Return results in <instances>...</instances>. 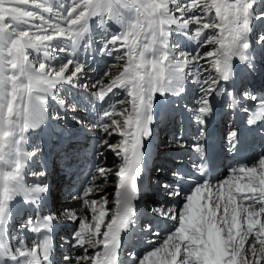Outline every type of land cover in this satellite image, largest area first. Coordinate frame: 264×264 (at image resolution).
I'll list each match as a JSON object with an SVG mask.
<instances>
[{
	"label": "snow or ice",
	"instance_id": "6c2138e0",
	"mask_svg": "<svg viewBox=\"0 0 264 264\" xmlns=\"http://www.w3.org/2000/svg\"><path fill=\"white\" fill-rule=\"evenodd\" d=\"M93 18L104 30L98 48ZM110 21L121 31L109 32ZM173 34L192 47L173 43ZM81 48L114 63L88 79L95 69L89 68L90 56L79 59ZM257 48L264 51V0H0V264H55L52 233L58 223L75 225L63 264H122V234L138 224V181L145 142L153 134L155 97L180 96L191 81L198 97L196 107L187 110L201 126L200 136L220 97H227L229 109L248 113V125L264 121V94L228 87L235 60L248 73L256 72ZM65 85L107 107L98 110L94 104L92 118L78 121L99 133L88 179L70 197L79 207L41 215L51 186L42 179L45 171L32 173L39 182L26 183V164L40 149L27 151L25 145L30 130L45 124L50 99L68 110L59 95ZM77 108L71 105L72 111ZM228 144L235 152V131ZM194 150L203 156L199 142ZM109 153L119 164L107 166ZM112 177L114 207L109 208L106 188ZM205 177L201 166L195 175L176 169L157 178L164 199L151 213L174 230L161 237L146 223L143 232L153 236L146 241L148 250L130 252L127 264H264V155L251 167L230 169L215 185ZM17 197L36 208V216L21 226L37 234L31 246L24 239L17 247L11 243L8 225Z\"/></svg>",
	"mask_w": 264,
	"mask_h": 264
},
{
	"label": "bare ground",
	"instance_id": "6f19581e",
	"mask_svg": "<svg viewBox=\"0 0 264 264\" xmlns=\"http://www.w3.org/2000/svg\"><path fill=\"white\" fill-rule=\"evenodd\" d=\"M90 23L93 25L91 27L93 30L94 46L98 48L100 46V39L104 35V30L96 27L97 18H93ZM107 29L109 32L121 31V27L111 21L108 23ZM259 32L260 26L257 25L252 36L253 42ZM178 41L182 46H187L189 49L192 47L183 37L173 34L172 42L176 43ZM32 55L35 56V53ZM86 55L91 57L89 68L95 69L94 72L91 70L88 71V79H94L97 73L106 70V65L114 63L110 57H102L98 52L85 54L83 48H81L79 59H85ZM256 55L257 70L264 71V51L257 48ZM54 63L58 66L61 61L57 60ZM257 70L254 73H248L244 65L238 60L234 61V72H238L237 80L239 83H243L246 73L253 77L257 73ZM261 81L260 87L262 90L258 92V90L254 91V89H251L254 93L264 94V75ZM82 82L84 81L82 80ZM228 87L229 90L235 88L238 93L241 91L233 85H228ZM59 95L60 98L65 99L66 104L69 106L68 110L61 109L55 101L50 99L46 109L45 124L38 129L30 130L29 139L25 145L27 151H35L37 147L40 149V152L35 158L30 159L26 164V183L33 184L39 182L40 178L34 177L32 175L33 172H51L50 175L54 174L55 171L57 172L55 178H47L46 176L42 178L44 182L51 186V192L48 195L45 206L42 208L44 213L41 212V215H47L50 212L59 214L63 210V207H79V204L72 202L70 197L77 191L82 190L83 185L88 179L89 170L93 166L94 160L93 145L99 133H92L86 130L78 121H87L92 118V106L94 104L98 110L102 109V107H107V104L101 105L99 102L94 101L90 94L74 89L68 85L63 87ZM124 95L125 93L121 92L119 98L123 99ZM197 97L198 90L191 84V81L186 82L185 92L180 96H173L171 94L168 96H160L157 94L155 97L153 134L145 142V151L148 152L149 149L155 148L157 157H159L157 160L150 161V165L153 167L150 169L149 177L153 181L157 180L162 174H170L171 171L176 169L186 171V167H191L195 163L197 155H199V153L195 152L194 145L197 142L203 145V140L206 137V128L212 122L222 121L226 118L233 119L235 116L242 117L246 114L240 108L229 109L227 107V97L216 98L213 101V106L218 108V113L215 114L214 121H210L212 115L207 119L204 125V135L200 136L201 126L194 122L192 112L187 110L188 108L196 107ZM72 104L78 105L76 111L71 110ZM247 107L251 109L253 107L252 103L249 102ZM178 111L182 112V117L177 119L178 126L172 123L167 124V118H173ZM57 114L64 117V119H55L54 117ZM222 127H226L228 130L231 129L229 123L224 124V126L220 124L221 129ZM178 129L180 132H176ZM42 139H45L43 145L41 143ZM177 141L184 143L185 146H178ZM252 149L248 167L257 164L259 158L264 155V137L260 140L259 146L257 145V150H254V147ZM106 164L108 167H113L119 164V160L109 153ZM232 168H220L217 179L212 184L215 185L218 181L225 180L229 176L230 169ZM157 169H160V171H157ZM75 177H78V180H73ZM142 178L139 179L138 183L141 182ZM115 183V178H110L106 188L109 208L114 207L111 200L115 191ZM151 188L154 189L153 186ZM185 190H190V186L185 185ZM93 198L99 199V197ZM163 199V193L157 190L153 193L148 192L145 198L139 200L138 206L143 211L139 212L138 224L128 230V232L132 233L131 243L129 242L125 246L121 257L122 264H127L130 252L136 251L140 255H143L148 250L146 241L152 239L153 236L152 233L145 234L143 232V226L146 223L151 222L153 224V232H159L161 237L166 236L170 231L174 230L171 222L154 217L151 213L152 207L157 203L163 202ZM182 203L183 201L181 200ZM30 216H36L35 206H27L23 197H17L12 202V219L8 225L9 235L13 237L11 241L13 247L18 246L17 242L19 239H24L26 244L31 246L32 241L38 238L36 233L29 230H22L21 228ZM109 218L106 217V220ZM74 228L75 225L69 223H58L55 226L52 233L54 242L53 259L55 264H63L64 256L69 253L70 235Z\"/></svg>",
	"mask_w": 264,
	"mask_h": 264
},
{
	"label": "rangeland",
	"instance_id": "374dc122",
	"mask_svg": "<svg viewBox=\"0 0 264 264\" xmlns=\"http://www.w3.org/2000/svg\"><path fill=\"white\" fill-rule=\"evenodd\" d=\"M90 25H91V23H90ZM96 25H97V23H96ZM91 26H93V25H91ZM97 27V26H96ZM181 117V112L180 111H178L177 112V114H176V117L174 116V119L173 118H170V120L172 121H174V125L176 124V126H178V123H177V118H180ZM176 122V123H175ZM176 132H180L179 131V129H178V131L176 130ZM40 143V142H39ZM166 143H167V141H166ZM57 172H54V174H53V176H55V174H56ZM75 179H78V177H75ZM61 238V237H60Z\"/></svg>",
	"mask_w": 264,
	"mask_h": 264
}]
</instances>
